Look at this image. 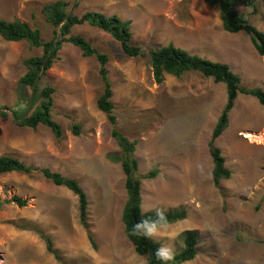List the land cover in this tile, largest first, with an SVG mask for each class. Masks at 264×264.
<instances>
[{"label":"rangeland","instance_id":"1","mask_svg":"<svg viewBox=\"0 0 264 264\" xmlns=\"http://www.w3.org/2000/svg\"><path fill=\"white\" fill-rule=\"evenodd\" d=\"M54 1L0 0V19L27 22L47 42L54 28L42 10ZM79 2L72 8L77 16L93 11L131 21L133 44L145 52L174 44L226 63L244 86L264 89V56L247 33L223 29L218 6L202 0ZM237 10L264 32L262 0L255 9L241 4ZM72 35L83 36L108 55L118 128L137 143L139 173L159 172L153 180H142L143 211L184 208L186 219L172 225L182 234L198 232V254L184 264H264V107L253 97L237 99L229 126L215 143L232 178L216 187L209 145L227 101L226 86L198 72L165 75L159 84L149 56L125 55L108 33L87 24L74 27ZM42 55L43 49L0 36V107L9 108V114L23 112L32 94L20 83L27 72L25 60ZM99 70L95 58L64 43L54 66L41 78L39 91L56 89L52 116L63 129L61 140L45 126L33 130L19 126L11 114L0 117V156L76 179L89 200L85 229L78 198L67 188L54 185L40 171L0 174V202L13 201L0 209V264H148L125 234L126 177L121 164L109 160L121 148L97 105L104 90ZM74 124L81 126L79 135L73 133ZM15 198L28 206L19 207ZM34 230L53 239L59 258L47 251ZM157 242L171 243L176 254L184 247L181 236Z\"/></svg>","mask_w":264,"mask_h":264},{"label":"trees","instance_id":"2","mask_svg":"<svg viewBox=\"0 0 264 264\" xmlns=\"http://www.w3.org/2000/svg\"><path fill=\"white\" fill-rule=\"evenodd\" d=\"M211 6H218L221 14L223 29L229 33L245 32L256 49L257 53L264 56V32L245 20L237 8L243 4L255 9L258 0H203ZM264 5V0H262ZM73 5L79 7V0H58L49 3L43 7V13L54 28V37L52 40L43 42L42 33L39 29L32 28L28 23L21 20L7 21L0 19V36L12 42L25 41L34 48L43 49V55L31 57L25 60L24 65L27 69L26 74L21 78V86L26 89H35V97L30 114L19 126L28 127L37 130L40 126L49 128L57 140L63 138L64 132L61 125L53 119L52 110L54 107V97L56 89L46 86L39 91V82L41 78L54 66L55 59L64 43H70L77 47L85 57L95 58L99 65V74L104 84L102 95L98 98V108L106 114L112 125V136L117 140L121 148L120 155H111L109 160L113 163H120L126 177L125 188L128 194V201L123 211L122 221L125 226V234L128 240L133 244L135 251L140 256H147L148 264H161L156 258L155 250L161 246V243L153 239H145L132 234V228L141 219L145 217H155V212H144L142 209V180H153L158 176V170L150 171L147 174L139 173V161L135 157L136 142H131L118 128V119L114 114L115 105L113 103V85L109 78L107 64L109 57L100 52L83 36L72 35V29L76 26L90 25L103 32L108 33L116 40L123 51L129 57L149 56V64L152 68L154 79L161 84L165 75L182 77L189 72H198L207 78H212L216 83H223L227 89V101L224 109L217 120L210 141V153L214 163L212 172L213 182L216 187L220 186L222 180L232 178V171L226 168L225 158L222 151L215 143L222 136L230 123V113L233 111L239 96H249L258 100L264 107V89L260 87L249 88L242 84L240 76L232 71L226 63L215 62L209 59L193 55L185 49L176 47L174 44L151 49L145 52L143 47L133 44V32L131 21H125L118 15H106L103 13L88 11L82 16H77L72 12ZM61 36L58 41V36ZM31 99V97H30ZM28 105L23 112L15 111L18 120H22L28 111ZM7 107H0V117H9ZM81 126L74 124L73 133L79 135ZM40 171L43 176L54 185L65 187L70 190L79 201L80 222L85 229H88L87 216L89 200L87 193L76 179H72L54 172L49 168H37L26 165L18 158L1 155L0 156V174L12 172L33 173ZM13 202V201H12ZM12 202H0V209L5 204ZM16 205L19 207L28 206L26 200L15 198ZM168 222L172 225L186 219L187 213L184 208L169 210L166 212ZM23 228V227H21ZM46 244L47 251L59 258L55 250L53 239L45 233L34 230ZM90 242L96 246L94 238L89 235ZM184 247L176 254L171 264H184L192 261L198 254L199 235L196 230H188L181 235Z\"/></svg>","mask_w":264,"mask_h":264},{"label":"clouds","instance_id":"3","mask_svg":"<svg viewBox=\"0 0 264 264\" xmlns=\"http://www.w3.org/2000/svg\"><path fill=\"white\" fill-rule=\"evenodd\" d=\"M166 211V208L154 209L155 217L149 216L141 219L140 222H137L133 226L132 234L145 239H153L157 241L160 239H166L169 242L178 240L182 235V232L175 229L174 226L168 222ZM155 255L161 264H171V262L175 259L176 250L171 243L163 244L155 250ZM141 264H146V262H141Z\"/></svg>","mask_w":264,"mask_h":264},{"label":"water","instance_id":"4","mask_svg":"<svg viewBox=\"0 0 264 264\" xmlns=\"http://www.w3.org/2000/svg\"><path fill=\"white\" fill-rule=\"evenodd\" d=\"M60 37H61V36L59 35V36H58V41H59ZM35 89H36V87L33 88L32 96H31V100H30V104H29L28 113L24 116V118H23L22 120H18L17 117H16V115L14 114V112H13V111H10L11 114H12V116H13V118H14V120H15L16 122H22L24 119H26V118L28 117L30 111L32 110L33 101H34V97H35Z\"/></svg>","mask_w":264,"mask_h":264},{"label":"bare ground","instance_id":"5","mask_svg":"<svg viewBox=\"0 0 264 264\" xmlns=\"http://www.w3.org/2000/svg\"><path fill=\"white\" fill-rule=\"evenodd\" d=\"M251 136V135H250ZM252 138V137H251Z\"/></svg>","mask_w":264,"mask_h":264}]
</instances>
